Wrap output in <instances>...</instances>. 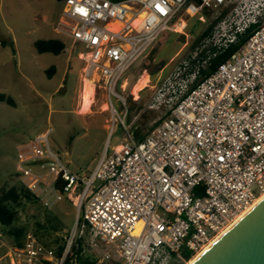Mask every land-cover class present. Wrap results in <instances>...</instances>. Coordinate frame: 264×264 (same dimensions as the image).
Here are the masks:
<instances>
[{"label":"built area","instance_id":"obj_1","mask_svg":"<svg viewBox=\"0 0 264 264\" xmlns=\"http://www.w3.org/2000/svg\"><path fill=\"white\" fill-rule=\"evenodd\" d=\"M230 1L64 0L60 25L124 137L89 175L70 169L53 150L51 127L19 147L22 184L44 207L67 198L79 215L61 256L32 232L23 247L0 235V250L6 248L0 264H65L68 258L77 264L82 237L84 245L106 246L97 264L185 263V249L192 258L204 251L264 196V0H234L238 5L218 32L200 41L193 61L165 77L150 108L167 111L145 139L137 140V127L127 123L128 99L119 92L164 32L186 34L189 18L206 23V11L218 17ZM252 28L202 78L210 60Z\"/></svg>","mask_w":264,"mask_h":264},{"label":"rangeland","instance_id":"obj_2","mask_svg":"<svg viewBox=\"0 0 264 264\" xmlns=\"http://www.w3.org/2000/svg\"><path fill=\"white\" fill-rule=\"evenodd\" d=\"M237 5L238 1L228 2L221 10L227 12L222 20ZM250 5L247 1L245 7ZM63 7L64 0H0V95L11 97L15 102L13 105L0 100V187L19 180L18 149L44 128L54 129L51 146L64 163L73 171L87 175L96 168L106 151L117 146L124 137L123 126L112 118L102 89L97 87L89 111L82 108L87 78L83 61L65 34L64 25H60ZM211 14L203 24L199 16L189 18L186 34L164 32L154 47L130 68L119 89L128 104H133V107L128 106V124L148 133L165 115L167 108H150L153 96L175 68L190 58L193 61L192 55L200 45L197 37L217 18ZM222 26L218 22L212 33ZM55 38L67 45L62 54L38 52L37 40ZM205 41L206 37L203 45ZM51 67H55V71L50 78L48 70ZM147 78L148 83L144 85ZM112 128L116 131L111 134ZM50 210L62 221L55 236L66 239L75 227L78 208L65 198ZM36 217L43 220L44 215L36 208H28L22 212L21 222L32 232ZM7 231L8 228L0 225L4 242L12 245ZM84 246V257L102 261L106 246L100 244L93 248L87 242ZM5 249L0 250V256ZM184 253L189 252L185 249ZM114 261L102 264H114Z\"/></svg>","mask_w":264,"mask_h":264},{"label":"trees","instance_id":"obj_3","mask_svg":"<svg viewBox=\"0 0 264 264\" xmlns=\"http://www.w3.org/2000/svg\"><path fill=\"white\" fill-rule=\"evenodd\" d=\"M226 11H223L220 16L214 19L210 26L199 35L196 41L200 42L205 37L209 36L216 24L220 22L226 15ZM208 18L211 17V12L206 11ZM255 28V27H253ZM252 29L241 38L238 44L231 45L223 54L218 57L211 59L208 67L203 70L202 78L209 76L213 73L222 63H224L228 58L235 53L242 44H244L252 32ZM35 47L40 53L51 52L55 55L62 54L67 45L66 43L59 38L55 39H46V40H37L35 42ZM55 71V67H51L48 70V76L51 78L52 74ZM147 76H144L146 78ZM0 100L7 101L9 104H15L11 97L6 95H0ZM130 107H133V104H129ZM154 127L149 129L148 133H142L140 128L135 129V136L137 140L145 139ZM73 136L71 137V139ZM36 208L38 211L42 212L44 215L43 220L37 218L34 230L32 231L39 239V241L46 246L47 248L54 249L56 254L61 256L66 239L62 237H56L55 232L57 231L58 226L61 224L59 217L53 214V212L44 207L40 200L22 184V182L17 180L15 183L10 184L6 183L0 187V225L8 228V235L12 238L11 244L16 247H23L25 244L26 236L30 231L29 226L21 222L22 212H26L28 208ZM35 218V217H33ZM84 241L85 238L82 237L78 240V246L75 248V253L77 254V263L79 264H97L96 260H91L84 257ZM186 261L191 260L192 256L190 253H184ZM65 264H74L70 258L66 260ZM114 264H119L114 261ZM184 264V262L176 263Z\"/></svg>","mask_w":264,"mask_h":264},{"label":"water","instance_id":"obj_4","mask_svg":"<svg viewBox=\"0 0 264 264\" xmlns=\"http://www.w3.org/2000/svg\"><path fill=\"white\" fill-rule=\"evenodd\" d=\"M190 264H264V197Z\"/></svg>","mask_w":264,"mask_h":264},{"label":"bare ground","instance_id":"obj_5","mask_svg":"<svg viewBox=\"0 0 264 264\" xmlns=\"http://www.w3.org/2000/svg\"><path fill=\"white\" fill-rule=\"evenodd\" d=\"M95 80H96V77H94L93 79H86L85 80V88H84V93H83V101H82V108H83V110L85 111H89L90 110V107H91V105H92V103H93V97H94V94H95V86H94V82H95ZM148 83V78H147V80H145V82H144V85H146ZM264 197V196H263ZM262 197V198H263ZM262 198H260L259 200H257V202L255 203V204H257ZM250 210V209H249ZM249 210H247V211H245V212H243L240 216H239V218L237 219V221L241 218V217H243V215H245ZM223 234V233H222ZM221 234V235H222ZM221 235H219L216 239H218ZM216 239H214L212 242H211V244L216 240ZM210 244V245H211ZM209 245V246H210ZM209 246H207L206 248H208ZM205 248V249H206ZM202 252H200L198 255H200ZM198 255H196L193 259H192V261L198 256ZM191 261V262H192ZM191 262H189L188 264H190Z\"/></svg>","mask_w":264,"mask_h":264}]
</instances>
